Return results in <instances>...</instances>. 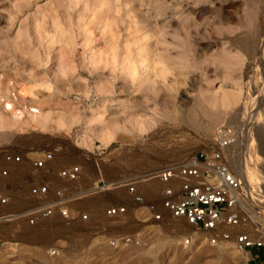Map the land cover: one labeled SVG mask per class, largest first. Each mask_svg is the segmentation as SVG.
I'll list each match as a JSON object with an SVG mask.
<instances>
[{"label":"rangeland","instance_id":"obj_1","mask_svg":"<svg viewBox=\"0 0 264 264\" xmlns=\"http://www.w3.org/2000/svg\"><path fill=\"white\" fill-rule=\"evenodd\" d=\"M99 1L0 0V115L5 114L0 116V149L29 157L54 150L55 166L79 163L83 192H91L76 205L101 212L108 200H121L125 188L94 192L97 183L136 180L139 191L158 193L163 184L155 177L145 181L151 177L146 175L208 148L222 126H235L242 134L230 149L233 169L254 203L264 199V0H104L103 7ZM109 28L118 32L119 46L132 45L135 35L141 36L139 43L146 44L149 56L166 65L167 78L155 76V90L89 60L93 48L109 39ZM100 83L108 87L103 94L94 89ZM226 91L239 92L238 102L210 108L207 98ZM182 98L198 104L197 121L189 120ZM26 107L54 119L47 127L28 126ZM140 114L155 120L145 132L132 125L133 116ZM58 117L61 127L56 126ZM101 129L111 134L107 142L101 140ZM252 138H258L252 142L256 158H250L247 147ZM247 163H255L251 174ZM32 178L55 181L54 171ZM7 180L0 177V192L9 187L17 198L11 205L0 203V264H258L264 259L259 253L248 258L232 238L211 243L209 230L185 218L166 216L157 222L140 209H130L124 218L99 214L93 223L65 224L54 217L31 226L23 218L7 220V211L25 205L19 200L26 189L22 177H14L12 184ZM153 196L146 194V200ZM261 228L264 232V223ZM135 231L142 237L139 245L113 247L108 242L109 236ZM187 235L191 243L183 245ZM50 247L59 254H49Z\"/></svg>","mask_w":264,"mask_h":264},{"label":"built area","instance_id":"obj_2","mask_svg":"<svg viewBox=\"0 0 264 264\" xmlns=\"http://www.w3.org/2000/svg\"><path fill=\"white\" fill-rule=\"evenodd\" d=\"M241 134L242 130L238 127L222 126L208 148H202L181 162L168 164L154 172V177L163 184L158 193L139 191L136 180L111 182L107 186L97 183L94 192L121 186L126 189V196L121 201L109 203L103 209L104 215L124 218L130 209H140L141 214H147L157 222L166 216L182 217L195 227L209 230L211 233L206 239L211 243L219 238H232L237 250L248 253L250 259H256L253 252L264 249V232L261 228L264 210L256 208L264 206V199L256 203L252 201L244 181L236 175L230 161L231 146ZM54 158V150H43L41 154L29 157L16 149H0V177H22L27 184L25 205L7 211V220L23 218L31 226L54 217L65 224L77 218L91 220L90 210L76 205L81 195L91 192H83L81 165L70 163L55 166ZM53 171L55 181L27 180L29 175ZM146 194L155 196L146 200ZM12 199L10 193L0 192V203L11 205ZM241 226L243 229H236ZM100 227L106 229L105 225ZM191 240V236L187 235L182 243L188 245ZM141 241L138 231L117 233L109 236L108 240L113 247L136 246ZM48 253L58 255L59 249L50 247Z\"/></svg>","mask_w":264,"mask_h":264},{"label":"bare ground","instance_id":"obj_3","mask_svg":"<svg viewBox=\"0 0 264 264\" xmlns=\"http://www.w3.org/2000/svg\"><path fill=\"white\" fill-rule=\"evenodd\" d=\"M99 1V0H98ZM118 1V0H117ZM88 2V1H87ZM92 2V1H91ZM106 2V1H105ZM96 3V2H95ZM99 3V7H100V4H102L101 6L103 7V5H105L104 4V0L102 1V2H98ZM107 3V2H106ZM107 6H108V3L106 4ZM97 6H98V4H97ZM97 6H95V4H94V6L93 7H95V9H96V7ZM98 8V7H97ZM98 9H100V8H98ZM104 9V8H103ZM107 9V8H106ZM118 9V8H117ZM110 10V9H109ZM100 11H103V10H100ZM106 11V10H105ZM105 11H103V13L105 12ZM128 12V11H127ZM98 13V12H97ZM129 13V12H128ZM94 15V14H93ZM96 16V15H95ZM108 21V20H107ZM103 22H105V21H103ZM112 22V21H111ZM129 22H130V20H129ZM110 23V22H109ZM89 24V23H88ZM91 24V23H90ZM105 24H106V27H107V25H108V22H105ZM132 24V23H131ZM102 25H103V23H102ZM110 25V24H109ZM111 25H112V23H111ZM128 25V24H127ZM129 26V25H128ZM147 26V25H146ZM85 27V26H84ZM104 27V26H103ZM108 27H110V26H108ZM116 27V26H115ZM127 27V26H126ZM133 27V26H132ZM138 27V26H137ZM130 28H131V25H130ZM130 28H127V29H130ZM145 27H143V29H144ZM84 29V28H83ZM105 30H108V29H106V28H104ZM104 29H102V30H104ZM114 29V28H113ZM132 29V28H131ZM135 29V28H134ZM148 29H149V27H148ZM85 30V29H84ZM89 30V29H88ZM92 30V29H91ZM90 30V31H91ZM136 30V29H135ZM134 30V31H135ZM116 31V30H115ZM146 31H147V29H146ZM177 31V30H176ZM108 32H111V29L109 28V31ZM136 32V31H135ZM141 32V31H140ZM61 33V32H60ZM86 33V32H85ZM88 33V32H87ZM105 33H107V32H105ZM118 32L116 31V33L114 32V33H112L111 32V34H109V39H106L105 41H104V46H100V47H98V45H97V49H94L93 48V50L91 51V53L89 54V60L93 63V64H95V67L96 66H99V67H102V68H104L105 69V67L106 68H108V69H110L112 72L113 71H116V70H118V72H120V73H123V74H121V75H124L126 78L128 77L130 80H132V81H134V80H136V79H139V85L141 86V84L142 83H145L146 82V84H148L147 86H152L154 83H156L155 82V76H159V77H162V78H164V77H166V72H168V70H167V67H166V65H164L163 63H162V61L159 59V58H157V59H152V56H151V54H150V56H149V52H148V47L146 46V44L143 42V43H139V41L141 40V36L140 37H137V35H135L136 37H135V39H133V41H131V42H133L132 43V45L131 44H129L130 43V41L129 42H127L126 44L124 43V45H121V46H119V44H118V40H117V34ZM131 33V32H130ZM91 34V33H90ZM128 34V33H127ZM136 34H137V32H136ZM145 34V33H144ZM147 35H149L150 33H148V31H147V33H146ZM103 35H105V34H103ZM115 35H116V37H115ZM143 35V34H142ZM146 35V36H147ZM62 36V35H61ZM85 36V35H84ZM107 36H108V34H107ZM144 36V35H143ZM146 36H144V37H146ZM150 36H151V34H150ZM60 37V36H59ZM96 37V36H95ZM124 37V36H123ZM131 37V36H130ZM129 37V38H130ZM144 37H143V39H144ZM63 38V37H62ZM88 38V37H87ZM104 38V37H103ZM127 38V37H126ZM128 39V38H127ZM124 40V39H123ZM129 40V39H128ZM131 40V39H130ZM146 39H144V41H145ZM94 41H96V40H94ZM93 41V42H94ZM125 41H127L126 39H125ZM147 41V40H146ZM86 42H88V39H87V41L85 40V43ZM90 42H92V41H90ZM58 43V42H57ZM84 43V42H83ZM90 44V43H89ZM88 45V44H87ZM94 46H96V45H94ZM133 46V47H132ZM89 48V47H88ZM87 50V49H86ZM151 52V51H150ZM60 55V54H59ZM154 57H155V55H154ZM61 61H62V59H61ZM157 62H161V64H160V66H158L157 64L155 65V63H157ZM63 63V62H62ZM62 63H60V65H64V64H62ZM61 66V67H62ZM66 66H67V64H66ZM60 67V68H61ZM99 67H97V68H99ZM59 68V69H60ZM65 68V66H63V69ZM169 68V67H168ZM62 69V68H61ZM101 69V68H100ZM171 69V68H170ZM169 69V70H170ZM109 70V71H110ZM67 71V70H66ZM61 72V71H60ZM66 74V73H65ZM113 75V74H112ZM109 76H111V75H109ZM122 77V76H121ZM120 77V78H121ZM79 78V77H78ZM123 78V77H122ZM167 78V77H166ZM117 79V78H116ZM157 79H158V77H157ZM106 80V79H105ZM128 80V79H127ZM130 80H129V82H130ZM162 80V79H161ZM100 81H102V80H100ZM123 81V80H122ZM163 82L164 81H166V79H164V80H162ZM137 82V81H136ZM158 82V81H157ZM103 83H105V82H103ZM160 83V82H159ZM95 84H98L97 83V81H96V83ZM105 84H107V83H105ZM138 84V83H137ZM145 84V85H146ZM110 84H108V86H109ZM143 85V84H142ZM171 85V84H170ZM96 86V85H95ZM151 86L149 87V88H151ZM155 86V85H154ZM110 87V86H109ZM144 87V86H143ZM145 88V87H144ZM147 88V87H146ZM152 88H154L153 86H152ZM174 88V87H173ZM94 89H96L97 90V92H100V93H104V92H106L107 90H108V87L106 88V86L104 85V84H102V83H100L99 85H97V88H94ZM107 89V90H106ZM138 89V88H137ZM157 89V88H156ZM123 90V89H122ZM145 90V89H144ZM149 90V89H148ZM152 90H155V88L154 89H152ZM21 91V90H20ZM151 91V90H150ZM238 93V94H237ZM108 94V93H107ZM239 92H224L223 94L221 93V95H216V96H214V95H210L208 98H207V101H206V103H208L211 107L210 108H214V109H217L218 107H232V106H234L237 102H238V100H239ZM21 99H23V98H21ZM181 100V99H180ZM23 101V100H22ZM104 101H105V99H104ZM201 101V100H200ZM201 102H203V100L201 101ZM200 102V103H201ZM182 106H185V108L187 109V111H189V112H191V116H190V118L191 119H189V120H191V121H197L196 120V118H197V113L195 112V107L196 106H198V104L195 106L194 105V103H193V105H189V103H191V102H189V100H187V99H183L182 98V100H181V102H179ZM2 104H4V103H2ZM180 104H178V105H180ZM196 104V103H195ZM6 105H7V109H13V107H12V104L11 103H9L8 101H7V103H6ZM104 105V104H103ZM14 106V105H13ZM182 106H180V107H182ZM203 106V105H202ZM202 106H200V107H202ZM27 109H28V107H26ZM97 108V107H96ZM177 107H175V108H173L174 110L173 111H171V112H175V109H176ZM203 108V107H202ZM196 111H197V108H196ZM25 112V111H24ZM202 112H205L204 111V108L202 109ZM27 113H28V118H25V119H27V121H25L24 123H27L26 125H28V126H41V127H43V126H46L47 127V124L48 123H51L50 121L52 120V116H49V114H42V113H40L38 110H36V109H31V110H29L28 109V111H27ZM154 113H156V112H154ZM206 113V112H205ZM153 114V113H152ZM2 116H4L3 114H1ZM0 115V116H1ZM25 116H26V114H24ZM176 115V114H175ZM186 115V114H185ZM203 115H205V114H203ZM132 116V113H131V115H130V117ZM153 115H150V114H148V117H147V115L145 116V114H143V115H139V116H133L134 118H133V120H132V125H133V128H135L136 130H139L140 132H142L143 130H144V132H145V129H149L148 128V126L152 123V125H153V122L155 121L154 120V118L152 117ZM61 117V116H60ZM60 117H58V118H56L55 119V121H56V126L58 125V126H62V121H61V118ZM218 117V116H217ZM1 118V117H0ZM23 118V117H22ZM96 118H97V116H96ZM54 119V118H53ZM71 119V118H70ZM99 120H100V122H102V116H101V113H100V115H99V118H98ZM130 119V118H129ZM214 119V118H213ZM1 120H2V118H1ZM0 120V121H1ZM3 120H4V118H3ZM2 120V121H3ZM8 121H9V119H7ZM64 120V119H63ZM94 120V119H93ZM97 120V119H96ZM105 120V119H104ZM154 120V121H153ZM216 120H218V119H216ZM1 121V122H2ZM112 121V120H111ZM129 121V120H128ZM185 121V120H184ZM183 121V122H184ZM215 121V120H214ZM0 122V123H1ZM18 122H20L19 120H18ZM22 122V121H21ZM99 122V121H98ZM131 122V121H130ZM188 122V121H187ZM15 123H17V122H14V126H17ZM70 123V122H69ZM107 123V122H106ZM116 123V122H115ZM150 123V124H149ZM214 123H216V121L214 122ZM7 124L8 125H10V124H13V122H7ZM18 124V123H17ZM22 124V123H21ZM113 124V123H112ZM117 124V123H116ZM4 125V124H3ZM7 125V126H8ZM23 125V124H22ZM264 125V124H263ZM1 126H2V123H1ZM5 126V125H4ZM13 125H11V127H12ZM18 126H20V124L18 125ZM261 126H262V124H261ZM70 127V126H69ZM111 127V126H110ZM262 127H264V126H262ZM133 128H132V130H133ZM254 128H256V126L254 127ZM253 128V129H254ZM101 132H100V134H102V136H101V140L102 141H104V142H107L108 140H109V136L111 135L110 133H108L107 132V130L106 129H101L100 130ZM138 131V132H139ZM113 134V133H112ZM113 136V135H112ZM252 136L254 137L255 135L254 134H252ZM257 137H258V135H256ZM85 137V136H84ZM111 139V138H110ZM258 139V138H257ZM257 139L255 138V140H253V138L251 139L252 141H249V143H248V145H247V147H248V149H249V156H250V158L252 157V158H256V155H257V153H256V151L254 150V148H253V146L252 145H256V144H253L252 142H257ZM86 140V139H85ZM88 141V140H87ZM255 149H257V148H255ZM262 149V148H261ZM264 149V148H263ZM262 149V150H263ZM264 151V150H263ZM262 151V152H263ZM249 158V157H248ZM248 164V163H247ZM255 163H249L248 164V168H250V171H249V173L251 172V169H253V170H255L254 169V167H253V165H254ZM247 168V171L249 170ZM260 168V167H259ZM245 170V169H244ZM252 170V171H253ZM259 170V169H258ZM261 170H262V172H263V169H262V167H261ZM235 171V170H234ZM243 171V170H242ZM245 173V172H244ZM247 173V172H246ZM257 171L255 172H252V174L253 175H257ZM260 173H261V171H260ZM251 174V173H250ZM250 174H249V176H250ZM264 174V173H263ZM238 175V174H237ZM248 175V174H247ZM148 176H151V177H149V178H147ZM147 179H145V181H148V180H151V179H155L154 178V175H152V174H149V175H146L145 176ZM149 185V184H148ZM155 186V185H154ZM150 187V186H149ZM152 188H154L153 186H152ZM92 190H94L93 189V187H92ZM151 190V189H150ZM153 191V190H152ZM88 195V194H87ZM82 196H85V195H81V197ZM7 215V214H6ZM34 239V238H33Z\"/></svg>","mask_w":264,"mask_h":264},{"label":"crops","instance_id":"obj_4","mask_svg":"<svg viewBox=\"0 0 264 264\" xmlns=\"http://www.w3.org/2000/svg\"><path fill=\"white\" fill-rule=\"evenodd\" d=\"M54 157H55V156H54ZM81 168H82V167H81ZM13 178H14V177H10V179H8L7 181L10 182V184H12V182H13ZM28 178L31 179L32 176L29 175V176H27V180H28ZM97 182H98V181H97ZM25 183H26V182H25ZM10 184H9V185H10ZM7 185H8V184H7ZM9 185H8V186H9ZM6 187H7V186H6ZM121 187H122V186H121ZM119 188H120V187H119ZM124 188H125V187H124ZM6 189H7V193H10V194L12 195V198H13L12 201H13V200H16L17 197L13 194V192L10 191V188L7 187ZM26 195H27V184H26V189H25V195L22 196V197H20L21 199H20L19 201H22L23 203H25V202H26V200H25V196H26ZM125 196H126V189H125V192L123 193V197H125ZM123 197H121V200L123 199ZM121 200H116V201H121ZM116 201H113V202H112V201L108 200L106 206H107L109 203H115ZM106 206H105V207H106ZM105 207H103V209H104ZM87 209H89L90 212H91V213H90V214H91V215H90V216H91V218H90L91 220H83V221H88V222H90V223H93V222H96V221H95L96 219H98V218H97V215H99V214H103V215H104V213H103V209L101 210V212H96V210H94V209H92V208H87ZM129 214H130V212H129ZM57 218H58V217H57ZM76 220H81V219H80V218H77ZM96 226H97V223H96ZM98 226H99V225H98ZM263 260H264V259H263ZM263 260H259V263H258V264H261Z\"/></svg>","mask_w":264,"mask_h":264},{"label":"trees","instance_id":"obj_5","mask_svg":"<svg viewBox=\"0 0 264 264\" xmlns=\"http://www.w3.org/2000/svg\"><path fill=\"white\" fill-rule=\"evenodd\" d=\"M253 253H255V254H263V256H264V250H261V249H259V250H255Z\"/></svg>","mask_w":264,"mask_h":264}]
</instances>
